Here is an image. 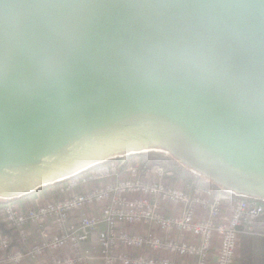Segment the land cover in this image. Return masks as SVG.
Listing matches in <instances>:
<instances>
[{
    "label": "water",
    "instance_id": "95a60500",
    "mask_svg": "<svg viewBox=\"0 0 264 264\" xmlns=\"http://www.w3.org/2000/svg\"><path fill=\"white\" fill-rule=\"evenodd\" d=\"M156 148L264 199V0H0L1 199Z\"/></svg>",
    "mask_w": 264,
    "mask_h": 264
},
{
    "label": "built area",
    "instance_id": "2783aa9c",
    "mask_svg": "<svg viewBox=\"0 0 264 264\" xmlns=\"http://www.w3.org/2000/svg\"><path fill=\"white\" fill-rule=\"evenodd\" d=\"M122 158L65 180L67 189L97 184L84 192L26 210L3 204L0 214L19 244L0 230V264H84L88 257L103 264H234L239 238L250 234L251 223L264 215V199L181 183L158 165H117ZM227 200L232 207L223 220ZM93 206L96 214L70 222L76 212ZM26 226L38 231L35 243L27 244ZM134 226L146 231H130ZM46 254L51 255L43 258Z\"/></svg>",
    "mask_w": 264,
    "mask_h": 264
},
{
    "label": "rangeland",
    "instance_id": "374dc122",
    "mask_svg": "<svg viewBox=\"0 0 264 264\" xmlns=\"http://www.w3.org/2000/svg\"><path fill=\"white\" fill-rule=\"evenodd\" d=\"M123 158L122 160L120 159L119 161L116 162L117 165H119L122 161L123 163H134V162H139V163H144L148 166H162L167 172H171L172 176L178 181V182H192L193 184H202L203 186H207L213 191H217V187H220L219 185H215L213 182H211L209 179L204 178L202 175H200L198 172H196V175H192L189 172V168L183 164H181L177 159L173 158L168 152H164L160 149H151V150H143L139 153H131L129 155L127 154H122ZM114 158V157H113ZM112 157L108 160H106L103 163L110 162L111 160H115ZM116 158V157H115ZM117 160V159H116ZM86 169L84 172H82V175H85L87 173ZM66 181H60L56 182L53 185L45 186L42 187L40 190L35 191L37 192L36 194L37 197H31L28 201V199L25 197L28 196H23L20 198H17L15 200H20L22 199V209L17 208L19 210H26L27 208H30L32 206H35L36 204H41L46 201L50 200H57L61 198L59 195V190L61 186H63ZM97 184L93 183L87 186L86 189H89L91 187H95ZM77 192L81 193L83 188L85 186H78ZM81 191V192H80ZM33 194V193H31ZM30 195V194H29ZM34 196V195H33ZM15 198V197H13ZM11 204V200L8 199H1L0 198V210L3 204ZM13 206V205H12ZM0 230L3 232H6L12 240L13 245H18L19 242L17 243V238H16V233L14 230H10L7 228L5 225L2 215L0 214ZM251 235L252 237L258 238V239H264V215L260 216L258 219L254 220L251 223ZM241 248H242V241L241 237L239 238L236 253H235V260L239 261L240 256H241ZM255 254L259 256L260 254V243L256 245L255 249ZM258 256H256L258 258ZM259 259V258H258ZM261 263V261H259Z\"/></svg>",
    "mask_w": 264,
    "mask_h": 264
},
{
    "label": "crops",
    "instance_id": "0c3cea01",
    "mask_svg": "<svg viewBox=\"0 0 264 264\" xmlns=\"http://www.w3.org/2000/svg\"><path fill=\"white\" fill-rule=\"evenodd\" d=\"M66 183V182H65ZM66 184H64L63 186H61L60 190H59V195L61 197H64V196H68V195H73V194H77L79 192H77V189H80V187H75V188H65ZM87 186H85L82 190V192L88 190L86 189ZM81 192V191H80ZM37 192H34L33 194H30L28 196L25 197V199L27 198L28 201H30L29 199L31 197H37L38 194H36ZM34 195V196H33ZM23 200L20 199V200H11V203L12 205L15 207V208H21L22 209V202ZM37 205V204H36ZM231 201L230 200H227L225 203H224V206H223V211H222V218L223 220H226L230 214V210H231ZM98 212V208L96 206H93V207H84L82 208L81 210H79L78 212H76L70 219V222H76L81 216H84V215H90V214H96ZM25 231L27 233V244H32V243H35L37 240L40 239V235L38 234V231H36L34 228L30 227V226H26L25 228ZM130 231H136V232H144L146 231L144 228H140L139 226H134L132 228H130ZM16 233V232H15ZM247 235H251L250 234H247ZM243 236H246V235H243ZM243 236H241V241H242V238ZM95 237V233L93 234V239ZM16 238H17V243L19 242V238H18V235L16 233ZM126 252L128 253H135V252H147V250H134V249H125ZM51 254H46L45 256H43V258H48L50 257ZM24 264H38V261H25ZM84 264H103L101 260H99L98 258H95V257H88L87 260L84 262ZM234 264H241L240 263V260L237 261L235 260L234 261Z\"/></svg>",
    "mask_w": 264,
    "mask_h": 264
},
{
    "label": "trees",
    "instance_id": "16d2710c",
    "mask_svg": "<svg viewBox=\"0 0 264 264\" xmlns=\"http://www.w3.org/2000/svg\"><path fill=\"white\" fill-rule=\"evenodd\" d=\"M215 185L217 186V184ZM259 243H260V254L258 256L255 254V249H256V245ZM256 256H258L259 259ZM240 257H241L240 258L241 264H264V239H258L252 237V235L243 236ZM259 261H261V263H259Z\"/></svg>",
    "mask_w": 264,
    "mask_h": 264
}]
</instances>
